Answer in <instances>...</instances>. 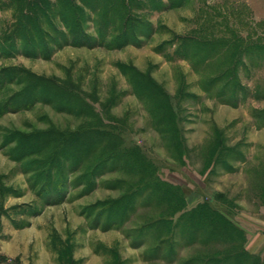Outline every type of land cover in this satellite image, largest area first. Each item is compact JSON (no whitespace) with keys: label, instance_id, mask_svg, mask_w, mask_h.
Instances as JSON below:
<instances>
[{"label":"rangeland","instance_id":"obj_1","mask_svg":"<svg viewBox=\"0 0 264 264\" xmlns=\"http://www.w3.org/2000/svg\"><path fill=\"white\" fill-rule=\"evenodd\" d=\"M121 1L0 0V264H264V0Z\"/></svg>","mask_w":264,"mask_h":264},{"label":"trees","instance_id":"obj_2","mask_svg":"<svg viewBox=\"0 0 264 264\" xmlns=\"http://www.w3.org/2000/svg\"><path fill=\"white\" fill-rule=\"evenodd\" d=\"M100 1L101 0H58L57 11L60 17L62 18L61 23L66 27V32H62L61 34H59V38L63 42L70 43L72 45H82L84 43H87L88 42L87 39L89 38V36L80 28V25L83 23V19L85 16L81 5L90 7L91 4L99 5ZM109 1L110 3L112 2V0H109ZM121 3H122L121 0H116L114 4H117L118 6H120L122 5ZM113 10L114 9H112L111 7L106 8V10L104 9L103 13H105V17H108L111 19ZM122 10H123V13L119 14L120 15L119 20L123 23V25H125V22H129V19H130L129 12H128V8H126V6L123 7V5H122ZM26 16H24V18L22 19L28 21V18H32L31 16H27L28 18ZM122 38H124V40ZM125 38H126V32L123 31L119 36L118 35L115 36L114 39H121L124 42L126 41ZM259 40H261L260 37H259ZM251 50L253 51L256 50L259 56H264V42H261V46H258L257 48L255 46L252 47ZM103 152L104 154H107V153H110V150L106 151L105 149ZM110 156L117 157V158L120 157V155L115 152H113V154L110 153ZM215 215H212V216L214 217ZM160 219H162L163 221H167L165 217H160ZM210 220L211 218L208 221L206 220L202 223H206V222L208 223L210 222ZM227 222L228 221H226L225 223L227 224ZM213 225L215 224L213 223ZM220 229H221L220 227L216 226L215 230L212 231V233H214L213 234L214 238H221L223 236L224 233L220 232ZM232 229H234L236 233L239 231L235 229L234 227H232ZM234 254L236 256H244L245 258L247 257L252 258L251 259L252 264H256L258 260V257L249 256L243 249H238L237 251L234 252Z\"/></svg>","mask_w":264,"mask_h":264}]
</instances>
